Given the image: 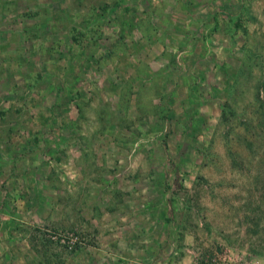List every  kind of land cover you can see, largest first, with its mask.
Returning a JSON list of instances; mask_svg holds the SVG:
<instances>
[{
    "label": "rangeland",
    "instance_id": "374dc122",
    "mask_svg": "<svg viewBox=\"0 0 264 264\" xmlns=\"http://www.w3.org/2000/svg\"><path fill=\"white\" fill-rule=\"evenodd\" d=\"M0 264H264V0H0Z\"/></svg>",
    "mask_w": 264,
    "mask_h": 264
},
{
    "label": "trees",
    "instance_id": "16d2710c",
    "mask_svg": "<svg viewBox=\"0 0 264 264\" xmlns=\"http://www.w3.org/2000/svg\"><path fill=\"white\" fill-rule=\"evenodd\" d=\"M72 100H74V99H72ZM77 108H78V106H77ZM79 110V109H78Z\"/></svg>",
    "mask_w": 264,
    "mask_h": 264
}]
</instances>
